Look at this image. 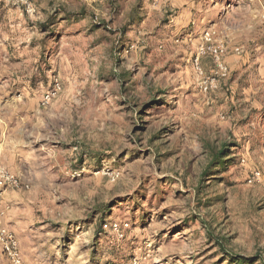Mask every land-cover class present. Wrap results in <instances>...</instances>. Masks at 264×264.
<instances>
[{
    "label": "rangeland",
    "instance_id": "374dc122",
    "mask_svg": "<svg viewBox=\"0 0 264 264\" xmlns=\"http://www.w3.org/2000/svg\"><path fill=\"white\" fill-rule=\"evenodd\" d=\"M1 170L24 264H264V0H0Z\"/></svg>",
    "mask_w": 264,
    "mask_h": 264
},
{
    "label": "built area",
    "instance_id": "2783aa9c",
    "mask_svg": "<svg viewBox=\"0 0 264 264\" xmlns=\"http://www.w3.org/2000/svg\"><path fill=\"white\" fill-rule=\"evenodd\" d=\"M29 11L33 12V9L29 6ZM203 42L197 50V56L195 58V68L198 74L199 86L204 93H208L212 90L218 89L222 81L226 80L230 75L229 66L226 62V55L228 52V45L223 39L218 38L216 29L210 28L203 33ZM237 51H239L237 49ZM204 56H210L214 63L213 71L208 74L200 65V59ZM53 93H48L44 97L43 104L47 105ZM256 177L260 176L258 171L255 172ZM5 188H11L14 190H20L23 188V184L18 176L9 173L5 170L0 171V191ZM28 188V187H26ZM1 204V202H0ZM2 213V212H1ZM0 216L3 215V213ZM105 228H109L120 237H124V231L129 227L127 223L111 222L104 225ZM0 251L5 254L7 259L12 264H24L20 243L17 237L9 231L0 221Z\"/></svg>",
    "mask_w": 264,
    "mask_h": 264
},
{
    "label": "trees",
    "instance_id": "16d2710c",
    "mask_svg": "<svg viewBox=\"0 0 264 264\" xmlns=\"http://www.w3.org/2000/svg\"><path fill=\"white\" fill-rule=\"evenodd\" d=\"M227 151L228 150L225 147H223L222 149H220L219 151L213 154V157L216 159V162L219 165L225 162V159L228 157ZM233 258H234L233 259L234 264H255L259 260L258 257L247 258L244 256H234Z\"/></svg>",
    "mask_w": 264,
    "mask_h": 264
},
{
    "label": "crops",
    "instance_id": "0c3cea01",
    "mask_svg": "<svg viewBox=\"0 0 264 264\" xmlns=\"http://www.w3.org/2000/svg\"><path fill=\"white\" fill-rule=\"evenodd\" d=\"M203 62L204 63H206L207 61H206V59H203ZM23 69H14V71H13V76L15 77V78H17L18 77V72H21ZM25 71V74L26 73H28L29 74V81L28 80H26L25 81V87H24V90L26 91V90H31L32 89V82H31V76H32V69H25L24 70ZM29 102L32 104V100L31 99H29ZM15 233V232H14ZM16 234V233H15ZM21 241H20V239H19V243H20ZM34 245H33V248H34V250H36V251H38V252H43V247L42 246H39V245H35L36 243H33ZM20 247H21V251H22V244L20 243ZM22 255H23V259H24V252L22 251ZM24 262H25V260H24Z\"/></svg>",
    "mask_w": 264,
    "mask_h": 264
},
{
    "label": "bare ground",
    "instance_id": "6f19581e",
    "mask_svg": "<svg viewBox=\"0 0 264 264\" xmlns=\"http://www.w3.org/2000/svg\"><path fill=\"white\" fill-rule=\"evenodd\" d=\"M79 242H82V241H79ZM88 242H89V240L88 239H85L83 243L84 244H87Z\"/></svg>",
    "mask_w": 264,
    "mask_h": 264
}]
</instances>
